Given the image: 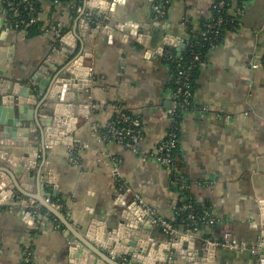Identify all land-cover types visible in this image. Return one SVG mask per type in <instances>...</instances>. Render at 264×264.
<instances>
[{"label": "crops", "instance_id": "0c3cea01", "mask_svg": "<svg viewBox=\"0 0 264 264\" xmlns=\"http://www.w3.org/2000/svg\"><path fill=\"white\" fill-rule=\"evenodd\" d=\"M36 1L42 32L29 36L8 27L0 0V92H26L40 68L44 81L54 73L55 63L63 62L62 53L76 46V37L75 52L91 68V78L75 92V126L63 143L43 144L36 138L37 128L28 127L20 131L24 137L0 146L9 159L19 158L23 168L21 172L1 160L12 172L17 170L21 192L0 197V264H24L26 257L31 264H79L69 258L72 238L84 236L93 221L113 228L124 210L121 204L138 200L156 218L150 231L156 247L170 243L161 219L175 225V241L189 237L196 249L205 247L212 264H264V0H247L241 14L234 3L230 14L237 25L200 62L194 107L177 118L179 172L194 209L214 220L193 235L175 223V208L183 197L171 185L173 172L154 155L175 123L176 77L165 59L177 51L169 46L161 52L160 44L165 35L179 41L190 36L188 26L200 33L213 16L214 0H174L163 18L154 10L157 0H120L115 12L111 6L97 12V20L84 9L73 17L69 3ZM126 24H138L143 38L132 35ZM61 28L65 34L60 38L54 31ZM45 99L40 96L37 102ZM117 106L141 120L137 150L104 138ZM50 108L48 103L41 113L50 114ZM6 134L0 125V140L7 142ZM55 186L64 204L52 201L46 191L51 187L54 192ZM29 212L34 221L27 218ZM225 234L240 249L206 246V239L219 243ZM151 259L189 264L175 251L164 255L154 250ZM119 262L125 264L124 259Z\"/></svg>", "mask_w": 264, "mask_h": 264}, {"label": "water", "instance_id": "95a60500", "mask_svg": "<svg viewBox=\"0 0 264 264\" xmlns=\"http://www.w3.org/2000/svg\"><path fill=\"white\" fill-rule=\"evenodd\" d=\"M113 0H104L103 5H108ZM120 0H114L111 6V12H115ZM106 10L103 8V11ZM85 25L87 24L84 21ZM157 25H160L159 23ZM126 28L131 31V34L142 39L143 35L138 33L140 26L138 24H126ZM165 28V27H163ZM73 36L68 34L67 39H73ZM188 37H184L182 41L176 40L174 36L165 35L160 44L161 52L164 47L172 46L177 51V56L180 57L185 51ZM76 44L71 51L62 53L63 62L55 63L52 67L54 70L47 74L44 81H40L42 68L40 72L31 78V82L26 86V92L16 93L14 91L1 93L0 92V125L3 126L4 132L7 133L5 138L7 142L0 140V146L5 147L13 141H18V138L24 137V132L29 128H37L38 133L36 138L41 140L43 144H49L51 141L63 143L64 138L72 132L75 126V92H78L79 86L84 81H89L91 78V68L84 65V57L76 54L78 49L77 37L72 41ZM51 63V62H49ZM48 65V63H46ZM36 83V84H34ZM89 88V84H85ZM37 90L36 93L33 90ZM70 91V92H69ZM42 99L37 102L38 98ZM35 98L34 102H30V98ZM48 103L51 104L50 114L41 113L46 110ZM88 113V107H80ZM60 117V120H56ZM69 120L65 123L66 118ZM29 127V128H28ZM28 129V130H27ZM5 161L8 166H13L19 171H23L22 166H18L19 158H8L6 151L0 150V197H13L16 191L21 192L18 181L16 180L17 170L12 172L4 166L2 161ZM51 184L57 186V179L52 178ZM55 186V187H56ZM24 188V186H22ZM53 196H58V189L55 188ZM123 197H121L122 199ZM44 203V202H43ZM0 204L3 202L0 200ZM56 216L62 219L59 213L45 203ZM122 210L120 219L115 222L113 228L105 226L102 222L93 221L87 228L84 236H74L71 240V248L69 250V258L75 260L79 264H121V259L125 260V264H157V261L152 260L154 250L161 254L175 251L177 255H182L188 258L189 264H212L213 258L208 256L205 247L200 249L195 248L194 242L189 237L180 238L178 241L167 243L163 249L161 245L157 246L150 238V231L154 227L156 218L144 207L136 201H132L129 205L126 202L121 204ZM27 218L34 221L32 213L27 214ZM63 220V219H62ZM65 222V221H64ZM148 224V225H147ZM68 226V224L66 223ZM126 234V236L124 235ZM130 235V236H129ZM128 236V237H127ZM142 241V242H141ZM148 242V246L143 243ZM150 244V245H149ZM264 253V243L262 244V254ZM95 256L92 260L91 256ZM258 255V254H257ZM165 257V256H163ZM115 259L116 261H114ZM264 263V262H263ZM72 264V263H71Z\"/></svg>", "mask_w": 264, "mask_h": 264}, {"label": "built area", "instance_id": "2783aa9c", "mask_svg": "<svg viewBox=\"0 0 264 264\" xmlns=\"http://www.w3.org/2000/svg\"><path fill=\"white\" fill-rule=\"evenodd\" d=\"M56 2H60L59 0H55ZM104 0H85V8L83 13L86 11L94 12L95 14L99 11H103V8L106 10L112 6V2H109L108 5H103ZM164 1L163 4H159L158 1L154 5V10L158 17L163 18L166 15V5L170 2L168 0H161ZM242 3L241 6H237L236 12L241 14L245 3L247 0H238ZM4 6L6 11L9 13L10 16H7V25L13 29H25L29 28L32 25L39 23V15L35 12L34 6L30 4H22L23 2H17L16 0H3ZM228 0H214L213 3V22L207 26V31L204 33V36L208 37L209 35L213 34L218 36L219 34V26L223 24L224 20L220 17L219 13L228 6ZM22 10V11H21ZM83 9L80 8V11ZM105 10V11H106ZM79 11V12H80ZM88 12V15L91 13ZM22 13V14H21ZM54 34L58 35L59 37H63L61 35L60 30H55ZM211 49L216 47L214 43H211ZM190 47H194V45H190ZM195 56L194 61L196 62L193 67L196 66L198 62H200V55L194 52ZM169 57L170 54H169ZM191 71L187 69H179L176 77V84L178 85V89L174 92V100H173V107L171 110L172 117L175 121L173 127L167 133L166 138L158 145L154 155L156 160L163 165L164 167L170 168L173 172V178L171 181V185L182 191H186L187 184L185 178L180 174V170L174 164V154L178 149L179 144V132H178V123L177 118L179 117V112H183L185 110L193 109V101H192V93L190 89L189 79L191 77ZM117 112L114 117L109 121L107 126V131L104 138L110 139L115 141L119 144L128 145L132 147L134 150H137V146L142 140V123L141 120L122 108L121 106H117ZM49 201V200H48ZM49 203V202H48ZM140 206H143V203L138 200ZM145 208V207H144ZM176 211L179 209L178 207L175 208ZM184 210L190 209L189 206H183ZM189 225L191 229H188L186 233L188 235H193L200 230V223L205 221L210 224L214 223L213 219H209L208 216L203 215L197 218L194 214L190 213L189 217ZM159 223L162 226L163 231L169 236L170 243L175 242L176 236L178 234L177 229L174 227L167 220L159 219ZM207 245H213L216 247L222 248H229V249H240V246L237 244L235 240L231 238L230 234L224 235V240L216 243L209 239L205 241ZM24 264H31L29 257H26L24 260Z\"/></svg>", "mask_w": 264, "mask_h": 264}, {"label": "trees", "instance_id": "16d2710c", "mask_svg": "<svg viewBox=\"0 0 264 264\" xmlns=\"http://www.w3.org/2000/svg\"><path fill=\"white\" fill-rule=\"evenodd\" d=\"M17 2H23L22 4H30L32 6H34L35 8V12L37 13V15L40 14V6L39 3H37L36 0H28V1H24V0H16ZM60 2H64V3H69L70 5H72V15L75 18H78L80 16V12L79 9H84L85 8V0H59ZM159 4H163L164 1L161 2V0H157ZM170 3L168 5H166V17H167V13L168 10L172 4V2L174 0H168ZM237 3L239 6L242 5L241 2H239L238 0H228L229 5L226 6L220 13V17L224 20L223 24L219 26V34L218 36H215L213 34L209 35L208 37L204 36V33L207 31V26L209 24H212L213 22V18H211V20L205 21L203 22V27L202 30L200 31V33H195L193 30L192 26H188V30H189V34L190 36H188L189 40L186 42V48L185 51L182 53V55L180 57L177 56V54L175 52H171L170 56H166L165 62L172 68V70L175 72V76L177 75L179 69H187L191 71V77L189 79V83H190V89H191V93H192V101L194 102V91L196 89V73L198 70V66L200 64V62L203 61V59L205 58L206 54L211 50V43H214L215 45H218L221 43L222 41V36L223 34H225L227 31L230 30H234V28L237 25V20L236 18H234L231 14H230V10L232 9L234 3ZM22 11V10H21ZM213 8H212V13H213ZM89 11H86V13L88 14ZM7 16H10L9 13H6ZM22 14V13H21ZM93 18H96V20L98 19L97 14H93V17L90 15V19L93 20ZM236 20V21H235ZM41 24L40 22L30 26L29 28H25V29H20V31H26L28 33L29 36L31 35H37L40 32H42V28H41ZM61 31V35L65 34V31L63 30V28L60 29ZM61 38V37H60ZM59 38V40H60ZM190 45H194V47H190ZM193 50L194 52H196L197 54L200 55V62H198L196 64L195 67H193V65L196 63L194 61V54H193ZM178 89V85L176 84V79L173 85V90L174 92ZM194 105V103H193ZM132 114V113H131ZM182 112H179V115H181ZM178 151H179V144H178V149L174 154V164L178 167V169L180 170V164L178 161ZM46 191L50 194V198L52 201L57 202L58 204H64L63 200L57 196L54 197L53 196V192H52V188L51 187H47ZM182 194L183 200L179 203L178 205V210L176 211V220L175 223L178 225H182L184 226L185 230L188 231V229H191L189 225V220L188 217L190 215V213L194 214L197 218L206 215L202 209L197 208L196 206V210L194 209L193 203L191 202L190 198H189V193L188 190L186 191H182L179 190ZM183 206H189L190 209L184 210ZM45 209V208H43ZM207 216V215H206ZM209 216V215H208ZM207 223L205 221L200 223V229L203 227V225ZM175 226V225H174Z\"/></svg>", "mask_w": 264, "mask_h": 264}]
</instances>
